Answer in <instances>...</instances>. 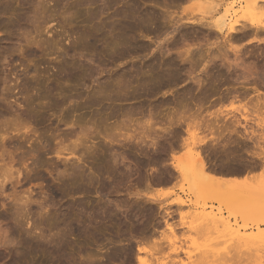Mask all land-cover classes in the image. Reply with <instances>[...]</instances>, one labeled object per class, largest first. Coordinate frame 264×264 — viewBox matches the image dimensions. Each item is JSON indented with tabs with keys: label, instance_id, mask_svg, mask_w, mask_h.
Segmentation results:
<instances>
[{
	"label": "rangeland",
	"instance_id": "rangeland-1",
	"mask_svg": "<svg viewBox=\"0 0 264 264\" xmlns=\"http://www.w3.org/2000/svg\"><path fill=\"white\" fill-rule=\"evenodd\" d=\"M234 1L0 0V8L12 6L14 9L11 14L0 15V22L9 23V29L0 30V151L4 153L6 163H12L22 171L21 183L15 187L19 193V196L16 194L17 198L29 187L32 199L27 215H24L28 217L21 218L19 215L16 217L18 213L14 214V208L20 205L12 201L16 199L12 186L8 184L5 196L0 195V264H199L205 257L208 260L209 256L213 260L209 258L211 261L207 263L210 264L216 261V264H250L246 262L250 254L247 257L245 252L243 255L240 253V258L235 254L237 246L233 245L237 243L243 245L241 252L247 248L257 251L250 256V259L254 257L251 264H264V238L257 237L264 229V212H258L254 206L252 208L253 204H248L251 198H247L248 201L244 198L243 202L237 196L240 200L236 201V195L231 198L217 194L209 187L199 189L194 180L173 170V163L177 166L188 165L193 159L192 153L201 150L199 146L196 148L193 145L192 135L196 130L199 131L198 141L211 143L212 140H218L219 133L216 130L213 133L204 129V117L213 115L218 118L222 112V120L225 117L232 119L234 115L239 118L249 115L248 126L244 125L238 130L241 128V134H244V129L262 133V129L255 126L259 117L256 118L257 114L250 105L260 100L252 89L254 86L258 87L261 96L264 95V86L260 85L264 79L260 83L255 77L245 78L243 67L249 61V65H253L256 59L260 60L257 61L259 65H263L260 62L264 63L263 9L252 18L247 17L248 20L252 19V22H246L247 26L253 24L249 27H254L249 31V37L242 35L239 38V34L237 38L231 35L232 38L227 30L220 34L186 24L187 21H211L214 19L209 14L211 6L220 3L223 10ZM237 5L235 8L239 9L240 4ZM165 7L169 9L173 22H176L173 27L167 22L170 20L169 15L160 14ZM149 10L159 15L155 22L161 25L160 28L157 24L153 27H137L138 22V26H143L140 21ZM135 16L137 19L134 21L131 18ZM132 24H136L132 32L126 31L127 27L131 29ZM124 31L127 35L123 38L121 35ZM253 37L261 39L262 43H248ZM188 48L195 53L192 56L195 62L191 65L185 57ZM200 52L208 57L201 62L198 57ZM220 52H225L231 61H212ZM238 57L247 58L246 62ZM161 59L172 64L171 71L176 77L169 75L166 79L155 78L150 85L143 75ZM217 68L226 74H223L219 91L209 95L211 92H206L208 87L205 85V88L203 84L210 72L218 71ZM226 68L230 71L227 72ZM151 86L156 89L150 92ZM238 86H243V89ZM237 87L244 92L248 88L250 92L243 94ZM205 92L208 96L204 99L207 100V106L199 112L192 104L198 103L206 95ZM222 95L224 98L226 96V101L222 99L224 103L218 104ZM233 95L236 100L232 99ZM24 99L30 103L29 106L25 105ZM93 99L97 105L90 103ZM6 101L14 105L15 112L12 114L5 112ZM16 103H20L21 108ZM109 104L118 107L114 110L122 111L112 110ZM209 104L214 105L210 107ZM260 106L264 108V100ZM244 107L248 110H244ZM179 119L180 127L171 128L169 135L166 132L167 135L164 134L168 123H176ZM215 120L221 121V118ZM150 121L153 123L152 129L147 127ZM115 125L118 128L112 130ZM188 126L191 136L187 131ZM105 130L116 134L113 143L102 137L105 136ZM134 131L143 142L139 147L137 139L126 140ZM87 132H102V135L88 140L87 146L96 142L97 148L91 147L92 154L86 157L89 163H80V170L76 161L79 154L76 157L68 156L65 150ZM235 136H231L234 141L237 138ZM259 137L263 139H260V144L264 147V135ZM233 139L230 142L234 144ZM221 140L220 145L224 141ZM153 141L156 142L155 146ZM240 142L239 145H242ZM234 146L237 147V144ZM234 146L229 145L225 149L218 146L225 150H222V155L218 152L219 148L215 149L218 151L214 150L218 154L208 149L210 154L206 148L203 152L204 155H212L209 157L210 162L217 159L219 167L225 164L223 162L229 150L231 154L237 153L233 154L236 155L237 163L240 158V162L245 160L242 162L244 164L250 158L257 161L245 153L252 147L244 148L248 149L245 155L242 153L243 148ZM55 147L59 150L62 148L60 151L65 148L64 155L58 157L49 152L50 148ZM220 155L225 157L224 161ZM68 158L70 162H66ZM252 159L248 164L253 162ZM89 167L93 168L92 171ZM249 171L243 170V176L239 173L240 182L233 186L241 189L242 186L258 188L264 185V182L255 180L261 178L260 170ZM91 172H95V177L91 176ZM23 185L26 187L23 188ZM179 199L187 200L188 206L176 204ZM195 211L213 212L229 220L234 229L239 230V234L253 236V243L258 241V246L247 245L250 241L238 240L237 232L229 234L225 232L224 226L215 228L211 225L212 230L204 228L203 232L201 225L194 221ZM80 220L84 223L79 225ZM86 223H90V227ZM258 225H261L260 229H257ZM26 231L31 235L30 238ZM205 231L209 233L208 236ZM63 233H67L66 237L61 235ZM61 243L65 246L58 245ZM259 245H263L262 248ZM138 248L143 251H138ZM48 249L56 257L52 258ZM222 255L232 258V263ZM235 255L242 261L233 263ZM241 256H246L247 260L241 259ZM89 257L93 261L87 260ZM213 257H219L221 261ZM205 261L203 263L207 264Z\"/></svg>",
	"mask_w": 264,
	"mask_h": 264
},
{
	"label": "bare ground",
	"instance_id": "bare-ground-1",
	"mask_svg": "<svg viewBox=\"0 0 264 264\" xmlns=\"http://www.w3.org/2000/svg\"><path fill=\"white\" fill-rule=\"evenodd\" d=\"M240 2V3H239ZM244 3V4H241V3ZM90 4H92V3H90ZM170 4V3H169ZM237 4H240V7H239V9H237V8H235L236 6H238ZM167 6V5H166ZM264 0H235L233 3H230V4H228L223 10H222V4H220V3H217V4H215V5H213V6H211V8H210V13L209 14H211L212 16H214L213 18L214 19H212L211 21H206V22H195V21H187V23H186V21H185V23L186 24H189V25H196V26H201V27H204V28H207L208 30L210 29L211 31H214V33L216 32V33H220V34H223L226 30L228 31V34L231 36V35H233L234 37H236V35L238 36L239 34H241V35H239L238 37L240 38V36H244V37H249L250 35L249 34H251L249 31L250 30H252V29H254V27H249V26H252V25H248L247 26V23L248 22H252V19H249L248 20V18L247 17H251L252 18V16L253 15H255V14H257V13H260L259 11H261L262 9V11H261V13L264 11ZM166 8V7H165ZM168 8H166V9H164V11H162L163 13H160V14H162L163 16H168L169 17V19L170 20H167V22L169 23V25L170 26H175V23L173 22V19H171L172 17H171V13L167 10ZM13 7L12 6H6V7H3V8H0V15H2V16H4V15H7V14H11L12 12H13ZM129 14H133V12L131 13V12H129ZM161 15V16H162ZM124 17H126V16H124ZM158 17H159V15H157V13L154 11V10H149L148 11V13H147V15L140 21V23H142V25L143 26H138V25H140L139 24V22H138V25H137V27H149V26H151V27H153L152 25H155V24H157L156 22H155V20H158ZM235 17H240V18H235ZM248 20V21H246V19ZM130 19V18H129ZM132 20H134L135 21V19H137L136 18V16L135 17H132L131 18ZM130 19V20H131ZM241 19H243V20H241ZM128 20V19H127ZM246 23V25H244V24H242V23ZM255 22V21H254ZM47 23V22H46ZM128 23H130V22H128ZM137 23V22H136ZM167 23V24H168ZM48 24V23H47ZM133 25V24H132ZM243 25H244V27H243ZM134 26H136V24L135 25H133V26H131V29H130V27H127V29L128 30H126V31H128V32H132L131 30L134 28ZM157 26H158V28H160L161 27V25H159V24H157ZM240 26L242 27L241 29H239L240 28ZM258 26V25H257ZM47 27V26H46ZM150 27V28H151ZM256 27V26H255ZM2 29H9V23H6V22H0V30H2ZM46 29V28H45ZM154 29H156V27L154 28ZM158 30V29H157ZM156 30V31H157ZM52 31V30H51ZM46 33H48V32H46ZM121 34H122V32H121ZM235 34V35H234ZM123 35V36H122ZM121 35V37H123L124 38V36L125 35H127V33L125 34V31H124V34H122ZM133 36V35H132ZM120 37V38H121ZM232 37V36H231ZM234 37H232V38H234ZM237 38V37H236ZM124 40V39H123ZM245 40V39H244ZM123 42H125V40L123 41ZM123 42H122V44H123ZM248 43H253V42H257V43H262V41H261V39H257L256 37L254 38H250L248 41H247ZM128 43H130V42H128ZM125 45V44H124ZM129 45V44H128ZM131 45V44H130ZM230 49H232V48H230ZM239 50H237V52H238ZM236 52V51H235ZM240 52V51H239ZM242 52V51H241ZM185 57H186V61H188L189 63H190V65L192 64V63H194L195 62V59H193V54H195V53H192V50H190L189 48L188 49H186V51H185ZM197 53V52H196ZM220 55H217V56H214L213 57V59H212V61L213 60H218V59H222L221 61H223V62H227V61H231V60H229L230 58H228V55H226L225 54V52H224V54H222V52H220L219 53ZM235 54V53H234ZM240 54V53H239ZM242 54V53H241ZM259 54V53H258ZM184 55V54H183ZM181 56V55H180ZM195 56V55H194ZM237 56H238V54H237ZM179 57V56H178ZM184 57V56H183ZM184 57V58H185ZM196 57V56H195ZM199 57V60H200V62H201V60H206L208 57L207 56H204L203 54H201V52H200V56H198ZM246 57V56H245ZM262 57V56H261ZM261 57H259L261 60H262V58ZM181 58V57H180ZM234 58H236V56L234 57ZM233 58V59H234ZM238 58H241V57H238ZM232 59V60H233ZM243 58H241V60H242ZM246 59L247 58H245V59H243L244 60V62H246ZM162 60V59H161ZM158 61V62H155L156 64H153V67H151V69H149V72H146L144 75H143V77H144V80L145 81H147L150 85H152L153 84V80L155 79V78H157V79H166V77L167 76H169V75H173L172 73H173V71H171L172 69H173V66H171L170 67V65H172V64H167V63H165L164 62V60H162V61ZM181 60H182V58H181ZM198 59H197V61H199ZM237 60V59H236ZM257 61L259 60V59H256ZM264 60V59H263ZM177 61H179V60H177ZM219 61V60H218ZM238 61V60H237ZM257 61H253L254 63V65H256L257 66ZM260 61V60H259ZM183 62V61H182ZM185 62V61H184ZM187 62V63H188ZM215 62V61H214ZM234 62H235V60H234ZM241 62V61H240ZM250 62V61H249ZM249 62L247 63V66L246 65H244L243 63V65H244V67H243V69H244V71L245 72H247V75L248 74H250L251 76H253L254 77V75L257 73V72H260V70L261 69H264L263 67L261 68V67H258V69H260V70H258L257 72H256V68H255V66L254 67H251L252 65H249ZM209 63V62H208ZM230 63V62H229ZM228 63V64H229ZM237 63H239V62H237ZM237 63H234V64H237ZM260 63H262L263 65H264V63L263 62H260ZM184 64H186V63H184ZM196 64V63H195ZM199 64V63H198ZM216 64V63H215ZM214 63H212V65H215ZM223 64V63H222ZM233 64V65H234ZM241 64V63H240ZM252 64V63H251ZM211 65V64H210ZM221 65V64H220ZM225 65V64H224ZM230 66H231V64H229ZM232 65V66H233ZM242 65V66H243ZM262 65V66H263ZM219 66V65H218ZM177 67H179V66H177ZM176 67V68H177ZM182 67V66H181ZM183 67H185V66H183ZM191 67V66H190ZM226 67V66H225ZM240 67H241V65H240ZM212 68V67H211ZM210 68V69H211ZM224 68V67H223ZM181 69V68H180ZM179 68H178V70H180ZM208 69H209V67H208ZM229 69H230V67H229ZM234 69V68H233ZM175 70V69H174ZM183 70V69H182ZM217 70H218V68H217ZM220 70H222V69H219L218 71H215L214 73H212V72H210L211 74L208 76V79H207V81L205 82V84H203L204 85V87H205V85L208 87V88H206L207 89V91L206 92H211V93H209V95L210 94H212V93H217L218 91H219V89L221 88L220 86H221V82H222V80H223V71L221 72ZM231 71H232V69H230ZM230 70H228V71H230ZM236 70H238V69H236ZM235 70V71H236ZM206 71V70H205ZM226 71H227V68H226ZM227 71V72H228ZM242 71V70H241ZM263 71V70H262ZM209 72H208V74H209ZM238 71H236V73H237ZM176 73H177V71H176ZM175 72H174V74H176ZM230 73H232V72H230ZM234 73V72H233ZM239 73H240V71H239ZM261 73V72H260ZM263 73V72H262ZM181 74H183L182 72H181ZM193 74V73H192ZM226 74V73H225ZM224 74V75H225ZM229 74V73H228ZM207 75V74H206ZM232 75V74H231ZM238 75V74H237ZM240 75V77L241 78H243L242 76H241V74H239ZM243 75H245L246 76V73L245 74H243ZM180 76V75H179ZM178 76V77H179ZM244 76V77H245ZM251 76H246L247 78H251V79H253ZM259 76H260V74L257 76L256 75V79H258L259 78ZM263 76H264V74H262V76H260L261 78H262V80H263ZM173 77L175 78L176 76L175 75H173ZM225 77V76H224ZM229 77V76H228ZM245 77V78H246ZM237 78V76L235 77V79ZM239 78V77H238ZM245 78H243V79H245ZM260 78V79H261ZM177 80L179 79V78H176ZM176 79H175V81H176ZM240 79V78H239ZM226 80V79H225ZM242 80V79H241ZM247 80V79H246ZM246 80H244V81H246ZM259 80V79H258ZM175 81L173 82V83H175ZM228 81V80H227ZM232 81V80H231ZM238 81V80H237ZM257 81V80H256ZM260 81V80H259ZM199 82V81H198ZM249 82V81H248ZM248 82H246V83H248ZM255 82V81H254ZM261 83H262V81H260ZM223 83V82H222ZM229 83H230V81H229ZM239 83V82H238ZM245 83V84H246ZM257 83V82H256ZM259 83V82H258ZM200 84V83H199ZM226 84V83H225ZM235 84V83H234ZM240 84V83H239ZM238 84V85H239ZM242 84H244V82H243V80H242ZM263 84V83H262ZM262 84H260V85H262ZM203 85H199V86H203ZM230 85V84H229ZM250 86V85H249ZM263 86H264V84H263ZM200 87V88H201ZM203 87V88H204ZM227 87V86H226ZM229 87V86H228ZM236 87V86H235ZM239 87V86H238ZM237 87V89L239 90V88H241V87H239L238 88ZM255 87V86H254ZM259 87H261V86H259ZM205 88H204V90H205ZM232 88V87H231ZM263 88V87H262ZM154 89H156L155 87L153 88L152 86H151V89H150V92L152 91V90H154ZM235 89V88H234ZM241 89H243V86H242V88ZM253 89V91H256V92H258L259 93V89L256 87L255 88V90H254V88H252ZM264 89V88H263ZM199 90H201V89H199ZM236 90V89H235ZM221 91V90H220ZM225 91H226V89H225ZM239 91H241L242 93L244 92V90L242 91V90H239ZM247 91H249V90H247V89H245V92L243 93V94H246L247 93ZM201 92V91H200ZM205 92V93H206ZM221 92H223V91H221ZM250 92V91H249ZM248 92V93H249ZM204 93V94H205ZM201 94H203V93H200V95ZM229 94V93H228ZM253 94V93H252ZM198 95V94H197ZM214 95V94H213ZM203 96V95H202ZM201 96V97H202ZM259 96H261L260 94H259ZM262 96H264V95H262ZM261 96V97H262ZM207 93H206V95H204L199 101H198V103H197V101H196V103L195 102H193V104H192V106H194L195 108H197V111H199V112H202V110H204L205 109V106H207V104L205 105V103H206V101L207 100H204V99H207ZM211 97H212V95H211ZM232 97V96H231ZM254 97V96H253ZM261 97H258V99H260ZM9 98V97H8ZM8 98L6 99V100H8ZM218 98V97H217ZM225 98H226V96H225ZM224 98V95H222V98L220 97L218 100H220L219 102H217V100L215 101V103L217 102L218 104L220 103L221 104V102H222V99H225ZM228 98V97H227ZM234 98H236V97H234V95H233V97H232V99H234ZM247 98V97H246ZM262 98H264V97H262ZM262 98L260 99V100H258L257 102H253L250 106H251V108L253 109V111L255 112V114H257L256 115V118L257 117H259V118H257L256 120V124L257 125H255V126H257V127H259L260 129H262V133H261V131H260V134H259V130H257V131H251V132H249L247 129H244V134H241V128L239 129L240 130V133H239V130H238V128L239 127H243L244 125H246L248 122H250L249 121V118H248V116L249 115H245V116H241V118H239V117H236L235 115L233 116V118L231 119H229V118H226L225 116V118H223L224 120H222V117H223V112L221 113V115H218V118L217 117H213V115H210V116H208V118L207 117H204V121H203V125L205 126V128L204 129H206L207 128V130L206 131H211V132H213V133H215L214 131L216 130V132H218L219 133V136H218V140L217 141H215L214 142V140H212L213 142H211V143H208V141H206V140H197V135H198V133H199V131L198 130H196L195 131V133L192 135V133L190 132V130H189V126H188V133H189V135L191 136H193V145L197 148L198 146L201 148V150L200 151H197V152H195V153H192V156H193V159H192V161H191V163H189L188 165H185V166H177V165H175L174 163H173V170L175 171V172H177L178 174H180V175H182V176H185V177H189L190 179H192V180H194V182L197 184V187L199 188V189H205L206 187H209V188H211V190L213 191V192H215V193H217V194H222L223 196L224 195H226V197H231L232 198V196H234V195H236V197L238 196L240 199L242 198V200L241 201H243V202H245L244 201V198H251V201H249V203L248 204H250L251 203V205H252V208H253V206L255 207V209H257V211L259 212H261V210H262V212H264L263 210H264V185L263 186H260V187H258V188H248V187H245V186H242L243 188H241V189H237L236 187H234L233 185L234 184H238L239 182H240V180H239V176L238 175H240L239 173H241V175L243 174L242 173V171L243 170H255V172H257L256 170H260L262 173H260L261 174V178L260 179H255V180H257V181H260V182H264V147H262V145L260 144V143H262L261 141H260V139H262V138H260L259 136H263L264 134V111H263V109L261 108V106H260V103H262L263 104V100H262ZM92 99V98H91ZM187 99V98H186ZM25 100V99H24ZM29 100V99H28ZM234 100H236V99H234ZM241 100V99H240ZM245 100V99H244ZM5 101V100H4ZM29 101H31V100H29ZM113 101V100H112ZM223 101H226V99L225 100H223ZM228 101V100H227ZM242 101V100H241ZM248 101H250V99H248ZM32 102V101H31ZM164 103H166V101H163ZM232 102H234V101H232ZM24 103H25V105L26 106H29L30 105V103L29 102H27V100H25L24 101ZM90 103H96V105L98 104L97 103V101L96 100H91V102ZM168 103V102H167ZM214 103V102H213ZM216 103V104H217ZM224 102H222V104H223ZM17 105H18V107H20L21 108V104L20 103H16ZM217 104V105H218ZM4 109H5V112L8 114V113H13V112H15V108H14V105L11 103V102H4ZM90 105V104H89ZM101 105V104H100ZM109 105H111L110 106V108L112 109V110H114V109H117L118 107L115 105V104H109ZM190 105V104H189ZM212 105H214V104H212ZM211 105V106H212ZM233 105V104H232ZM2 106V105H1ZM90 106H92V105H90ZM208 106H210V104L208 105ZM210 106V107H211ZM221 106V105H220ZM117 107V108H116ZM248 107H249V104H248ZM208 108V107H207ZM232 109H234V107H232ZM122 111V109H119V110H114V111ZM244 110H248V109H246L245 107H244ZM128 111L129 112H131V109H128ZM239 112V111H238ZM249 112V111H248ZM253 112V113H254ZM115 113V112H114ZM246 113V112H245ZM252 113V115H254L255 116V114H253ZM247 114H251V113H247ZM229 115V114H228ZM152 116L153 115H151V118H152ZM210 117V118H209ZM232 117V116H231ZM250 117V116H249ZM213 118H215V119H219V118H221V121H223V122H221V121H218V120H215V119H213ZM254 118V117H253ZM241 120H243L242 122H244L245 121V123L243 124L242 122H241ZM250 120H252V119H250ZM253 121H255V120H253ZM253 123V122H252ZM148 126L147 127H150V129H152V122L150 121V122H148ZM67 125V124H66ZM71 125V124H70ZM118 125V124H117ZM117 125H115L114 127L113 126H111V128L113 127V129L112 130H116L118 127H117ZM180 125H181V119H179L176 123H174L173 122V124H170V123H168V127L167 128H165L163 131H164V134H166V133H168V135L170 134V131L169 130H171V128H173V130L175 129V128H177L178 126L180 127ZM199 126H201V125H199ZM246 126H248V125H246ZM245 126V127H246ZM71 127V126H70ZM68 128V127H67ZM73 128V127H72ZM255 128V127H254ZM209 129V130H208ZM258 129V128H257ZM247 130V131H246ZM252 130V129H251ZM254 130V129H253ZM256 130V129H255ZM90 131V130H89ZM104 131V130H103ZM109 131V132H108ZM151 131H154V130H151ZM91 132V131H90ZM90 132H87V134H83L82 136H79L78 137V140L76 141V143H74L72 146H71V148H67L66 150H65V148H63V151H60L59 149H57L56 147V149H52V148H50V151L49 152H51L52 154H54V155H57L58 157H60V156H62V155H64L63 153H64V150H65V152L67 151L68 152V156H70V155H72V156H77L78 154V157L76 158V161H78V163H79V168H80V170H81V167H80V163L82 164V165H87L88 163H89V161H87V159H89V158H86V157H89L91 154H92V149H91V147L93 148V149H96L97 147H96V142H93V145H91V146H87L86 144H88V140H90V138H96L97 136H99V135H102V132H96V134H93V133H90ZM166 132V133H165ZM105 136H102L105 140H107V141H109L110 143H113L114 142V140H113V137H115L116 136V134H114V133H111V130H105ZM262 134V135H261ZM70 135H72V136H74L72 133H70ZM167 135V134H166ZM234 136V135H237V136H235V137H237L236 139H235V141H234V139H233V137L231 138V136ZM175 138V137H174ZM198 138H199V136H198ZM138 140V141H140L139 140V138H137V134L135 133V131L133 132V133H131L130 135H128L127 137H126V140L127 141H134V140ZM142 139V138H141ZM224 140L223 141V144L222 145H220V142H219V140ZM231 139H233V141H234V144H237V147L238 148H243L242 149V153L243 154H245V153H248V155L247 156H249V154L253 157V158H255V160H257V161H253L254 159H252V158H250L246 163L247 164H244V163H242V162H245V160L243 159V161L242 162H240L242 159L240 158V161H238V163L236 162V155L235 156H233V154H237L236 152H234L233 154H231V152H230V150H229V152H227V154L225 155L226 156V161L225 162H223L224 161V156H222L221 157V155L223 154V153H221V152H225V150H223V149H225L226 147H228L229 145L230 146H234V144H233V142H230V140ZM175 140V139H174ZM221 140V141H222ZM239 141V140H241L243 143H241L240 141V143L242 144V145H239V142H236V141ZM263 140V139H262ZM87 141V142H86ZM137 141V143H139V145H138V147L141 145L140 143H143V142H138ZM153 143V145L155 146L156 145V142H152ZM174 143V142H173ZM229 143H231V144H233V145H231V144H229ZM175 144V143H174ZM170 145H171V143H170ZM252 145V146H251ZM220 146H223L222 148V150L219 148ZM242 146V147H241ZM243 146H245V147H243ZM250 146V147H249ZM54 147V146H53ZM172 147V146H171ZM174 147H175V145H174ZM234 147H236V146H234ZM236 147V148H237ZM251 148V149H249L250 151L249 152H245V150H248V149H245L244 150V148ZM173 148V147H172ZM204 148H206L205 150H207V152H209L210 150L211 151H214L216 148L218 149H220V151H218V150H215V151H218V152H220L221 153V155H220V157L221 158H223L222 160H220V159H218V160H220V162H223V163H225V164H222L223 166L222 167H219L218 165H217V159H213L212 161H214L215 160V162H216V164H215V162H210V158H211V156L212 155H209V156H207V154L206 155H204V152H203V150H204ZM229 148V147H228ZM52 149V150H51ZM82 149V150H81ZM85 151H84V150ZM208 149H209V151H208ZM232 149V148H231ZM48 150V149H47ZM227 150V149H226ZM232 150H234V151H237V150H235V149H232ZM214 151V152H215ZM245 152V153H244ZM210 154H211V152H209ZM217 152H215V154H216ZM219 153V154H220ZM238 153H239V151H238ZM241 153V154H242ZM4 153H2L1 151H0V159H1V161L0 162H2V163H0V195H4L5 196V194H6V191H7V189H8V184L9 185H11L12 186V188H13V190H14V193H15V195L18 193L17 192V190H15V187L16 186H18L20 183H21V176H23L22 175V171H21V169H16L14 166H13V164L12 163H6L7 161L4 159L5 158V156L3 155ZM213 154V153H212ZM214 154V155H215ZM218 154V153H217ZM225 154V153H224ZM240 154V153H239ZM239 154L237 155V156H239ZM246 155V154H245ZM219 156V155H218ZM217 156V157H218ZM210 157V158H209ZM216 157V156H215ZM239 157H243V155L242 156H239ZM71 158H73V157H71ZM238 158V157H237ZM245 159H247V157L245 158ZM251 159H252V163H250V164H248V162L249 161H251ZM70 162L69 161V158L66 160V162ZM75 163V162H74ZM26 163L24 162L23 163V165H25ZM221 164V163H220ZM219 164V165H220ZM73 165H77V164H73ZM92 165H94V164H92ZM115 165V164H114ZM72 166V165H71ZM22 167V166H21ZM117 167V166H116ZM130 167V166H129ZM73 168H74V166H73ZM72 168V169H73ZM93 168H94V166H93ZM92 167H89V169H90V171H92V169H93ZM27 169V168H26ZM71 169V170H72ZM98 169V168H97ZM96 169V170H97ZM156 169V168H155ZM75 170V169H74ZM95 170V169H94ZM99 170V169H98ZM100 171V170H99ZM157 171H158V169H157ZM251 171H249V173H251ZM160 172V171H159ZM254 172V171H253ZM76 173V172H75ZM92 173V175L91 176H93V177H95L94 175H95V172H91ZM93 173H94V175H93ZM97 173V172H96ZM248 173V174H249ZM71 174V173H70ZM98 174V173H97ZM100 174V173H99ZM240 175V176H241ZM253 175V174H252ZM258 175V174H257ZM243 176V175H242ZM255 176V175H254ZM81 178V177H80ZM253 178V177H252ZM94 179V178H93ZM93 179L91 180V181H93ZM146 179V178H145ZM95 180H96V178H95ZM31 181V180H30ZM254 182V181H253ZM28 183V182H27ZM92 184V183H91ZM25 185V184H24ZM23 185V188L24 187H26V186H24ZM149 186V185H148ZM17 189V188H16ZM12 191V190H11ZM16 191V192H15ZM32 193V192H31ZM118 193V192H117ZM7 195H9V196H11L10 194H7ZM21 196H20V198H17L18 196H19V193H18V196L16 195V197L15 196H13L14 198H16V199H13L12 201L16 204V205H20L18 208H14L13 206V208L14 209H16L15 211V213L14 214H16V213H18L17 214V216L16 217H18V215L21 217V216H24V215H27V212H28V209L27 208H29V205H31V203H32V199H31V194H30V188L28 187V189H24L23 191H22V193L20 194ZM9 196H6L7 198H9ZM235 197V199H237L236 201H238V197L236 198ZM10 198H12V197H10ZM234 198V197H233ZM18 199V200H17ZM239 199V200H240ZM16 202H15V201ZM234 200V199H233ZM249 199H247V201H248ZM240 201V202H241ZM120 203V202H119ZM15 204H13V205H15ZM176 204H178V205H180V206H188V202H187V200H183V199H179V200H177L176 201ZM240 204H242V202L240 203ZM117 206V205H116ZM11 207V208H12ZM16 207V206H15ZM117 207H119V206H117ZM116 207V208H117ZM122 207V206H121ZM12 208V209H13ZM107 208V207H106ZM254 209V212L256 211ZM105 210H107V209H105ZM253 210V209H252ZM247 212V211H246ZM30 213V212H29ZM256 213V212H255ZM30 215V214H29ZM91 215V214H90ZM193 215H194V221H195V223L197 222V224H199V226L201 225V230H202V228H203V232H204V228H206L205 230H212V226H215V228H217L218 226H224V229H225V232H227V233H229V234H233L234 232H237V238H238V240H240V239H243V242H249L250 241V243H248L247 245H249V244H258L257 242L258 241H255V243H253V236L251 237H248V236H244V235H242V234H239V230H235L234 229V225H232V223L229 221V220H227V219H225V218H222V217H218V215L217 214H214L213 212H210V213H206V212H197V211H195L194 213H193ZM169 216V215H168ZM19 217V218H20ZM24 217H28V216H24ZM90 217V216H89ZM22 218V217H21ZM24 219V218H23ZM30 219V218H29ZM90 219V218H89ZM24 220H26V219H24ZM91 220V219H90ZM90 220H88V221H90ZM23 221V220H22ZM193 221V222H194ZM81 224V223H84L82 220H80L79 222H78V224ZM28 224H29V222H28ZM79 224V225H80ZM87 224V223H86ZM24 225V224H23ZM22 225V226H23ZM89 225H90V223H89ZM88 224H87V226L88 227H90ZM169 225V224H168ZM212 225V226H211ZM21 226V227H22ZM83 226V225H82ZM95 226V225H94ZM203 226V227H202ZM211 228H210V227ZM260 226L261 225H258V227H257V229H260ZM262 226H264V225H262ZM84 227H85V225H84ZM98 227V226H97ZM169 227V226H168ZM33 228V227H32ZM81 228V227H80ZM83 229V228H82ZM85 229V228H84ZM207 230V231H208ZM30 231L31 230H29L28 232L30 233ZM33 231V230H32ZM27 231H26V233H28ZM84 232V230L82 231V233ZM28 233V237H29V234ZM205 234H206V236H208L209 235V233L207 232L206 233V231H205ZM208 234V235H207ZM210 234L212 235V233L210 232ZM215 234V233H214ZM61 235H63V237H66V235H67V233H63V234H61ZM27 236V235H26ZM31 236V235H30ZM82 236V235H81ZM223 237V236H222ZM225 237H227L226 235H225ZM235 237V236H234ZM257 237L258 238H264V229H262L261 231H260V233L257 235ZM27 238V237H26ZM30 238V237H29ZM28 238V239H29ZM33 238V237H32ZM215 239V238H214ZM28 241V240H27ZM32 241V240H31ZM35 241V240H34ZM36 242V241H35ZM264 242V241H263ZM38 243V242H37ZM30 244H31V242H30ZM32 244H34V243H32ZM36 244V243H35ZM39 244V243H38ZM63 243H61V244H58V245H62ZM139 244V243H138ZM64 245V244H63ZM32 246V245H31ZM30 246V247H31ZM65 246V245H64ZM233 246H237V247H235V254L237 253V255L238 254H240V253H242V255L244 254V252L246 253L245 255L248 257L249 256V254H250V256H252V254H253V252H256L257 253V251H251V249H249V248H247V250H245V251H242L241 252V250H242V247H243V245H238V243H237V245H233ZM241 248H239V247ZM252 246H254V245H252ZM258 246V245H257ZM259 246H261V245H259ZM263 246V245H262ZM262 246H261V248H262ZM29 247V246H28ZM35 246H33V248H34ZM59 247V246H58ZM140 247V246H139ZM248 247H250V246H248ZM33 248H32V250H33ZM46 248V247H45ZM30 249V248H29ZM39 249V248H38ZM37 249V250H38ZM40 249H41V247H40ZM60 249H62V248H60ZM111 249V248H110ZM119 249V248H118ZM123 249V248H122ZM127 249V248H126ZM251 251V253L250 252H248L247 253V251H249V250ZM35 250V249H34ZM33 250V251H34ZM41 250H44V249H41ZM47 250V249H46ZM49 250V249H48ZM63 250V249H62ZM240 250V251H239ZM32 251V252H33ZM50 251L51 250H49L48 252H49V254L51 255L52 253H50ZM54 251V250H53ZM59 251H61V250H59ZM138 251H143V250H141L140 248H138ZM46 252V251H45ZM44 252V253H45ZM121 252H123V251H121ZM120 252V253H121ZM125 252H126V250H125ZM63 253H64V251H63ZM232 253V252H231ZM47 254V253H46ZM48 254V255H49ZM58 254V253H57ZM48 255H46V256H48ZM49 255V256H50ZM65 255V254H64ZM112 255V254H111ZM225 255H227V254H225ZM223 256V258L225 257L227 260H229V262H231L232 263V258H230L229 259V256L227 257V256ZM241 255V254H240ZM49 256H48V258H49ZM245 256V257H246ZM250 256H249V258H245L244 256H241V259H246L247 261L246 262H250V264L253 262V259L252 258H254V257H251V259H250ZM51 257L53 258V257H56V256H53V254L51 255ZM115 257V256H114ZM230 257H232V256H230ZM235 257H236V255H235ZM238 257H239V255H238ZM238 257H236V260H233V263H235V261L237 262L238 260H240ZM261 257V256H260ZM58 258V257H57ZM112 258H113V255H112ZM118 258V257H117ZM206 258V259H205ZM204 259L206 260H204L205 261V263H207L208 262V260H210L209 258H211V260H212V257L211 256H209L208 257V260H207V257H205ZM214 259H216V260H218V258L219 257H213ZM224 258V259H225ZM255 258H256V256H255ZM262 258H263V256H262ZM222 259V258H221ZM259 259V258H258ZM258 259H257V261H258ZM49 260H51V258L49 259ZM87 260H92V258H87ZM210 260V261H211ZM251 260V261H250ZM53 261V260H52ZM93 261V260H92ZM198 261V260H197ZM202 261H203V259H202ZM200 262L199 264H201V263H203V262ZM213 261V260H212ZM219 262L221 261V260H218ZM242 260H240V262H241ZM244 261V260H243ZM196 262V261H195ZM223 262H225V261H223ZM228 262V261H227ZM239 262V261H238ZM245 262V261H244ZM52 263H54V262H52ZM139 263V262H138ZM187 263V262H186ZM191 263V262H190ZM189 263V264H190ZM193 263V262H192ZM211 262H209V263H207V264H210ZM216 263H217V261H216ZM215 263V264H216ZM243 263V262H242ZM195 264V263H194ZM197 264V263H196ZM204 264V263H203ZM213 264V263H212ZM218 264H221V263H218ZM223 264V263H222ZM226 264H228V263H226ZM240 264V263H239ZM247 264V263H246ZM256 264H258L257 262H256Z\"/></svg>",
	"mask_w": 264,
	"mask_h": 264
},
{
	"label": "flooded vegetation",
	"instance_id": "flooded-vegetation-1",
	"mask_svg": "<svg viewBox=\"0 0 264 264\" xmlns=\"http://www.w3.org/2000/svg\"><path fill=\"white\" fill-rule=\"evenodd\" d=\"M253 65H254V64H253ZM253 65H252L251 67H254V66H255V68L257 67V68H256V72H257L258 70H260V69H258V67H261V68L263 67V68H264V65H263V66H262V65H259V64H257V66H256V65L253 66ZM257 69H258V70H257ZM262 70H263V71H262ZM260 72H261V73H260ZM260 72H257V73L254 75V77H256V75L258 76L259 74H260V76H262V74H264V69H261ZM262 72H263V73H262ZM245 73H246V76H251L250 74L247 75V72H245ZM245 73H244V74H245ZM243 76H245V75H243ZM260 76H259L258 79H259L260 81H262V78H261ZM251 77H253V76H251ZM256 78H257V77H256ZM260 78H261V79H260ZM248 79H249V78H248ZM258 79H257V80H258ZM263 79H264V76H263ZM259 80H258V81H259ZM260 81H259V82H260ZM262 82H263V81H262ZM260 83H261V82H260ZM263 84H264V82H263ZM263 84H262V85H263ZM256 87H257V86L253 87L254 90H255ZM257 88H258V87H257ZM247 90H249V89L247 88ZM248 92H249V91H247V93H248ZM254 92L257 93V98L260 97V96H259V94L261 93L260 91H259V93L256 92V91H254ZM247 93H246V95H247ZM248 94H249V93H248ZM246 95H244V96H246ZM261 98H262V97H261ZM261 98H260V99H261ZM262 100H264V98H262ZM249 132H251V131H249ZM257 132H258V131H257ZM215 164H216V163H215Z\"/></svg>",
	"mask_w": 264,
	"mask_h": 264
}]
</instances>
